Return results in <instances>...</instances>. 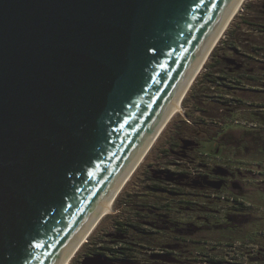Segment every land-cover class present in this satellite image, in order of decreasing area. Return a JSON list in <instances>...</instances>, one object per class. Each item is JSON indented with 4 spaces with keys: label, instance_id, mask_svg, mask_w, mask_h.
Returning <instances> with one entry per match:
<instances>
[{
    "label": "water",
    "instance_id": "95a60500",
    "mask_svg": "<svg viewBox=\"0 0 264 264\" xmlns=\"http://www.w3.org/2000/svg\"><path fill=\"white\" fill-rule=\"evenodd\" d=\"M239 1L0 0V264L86 241Z\"/></svg>",
    "mask_w": 264,
    "mask_h": 264
},
{
    "label": "rangeland",
    "instance_id": "374dc122",
    "mask_svg": "<svg viewBox=\"0 0 264 264\" xmlns=\"http://www.w3.org/2000/svg\"><path fill=\"white\" fill-rule=\"evenodd\" d=\"M254 1L255 0H244L239 9L236 10L233 18L221 33L220 39L210 51L209 55L204 61L205 63L198 70V73L194 77L192 84L181 100L180 106L183 110V114H175L172 119L163 127L156 140L145 153L143 159L140 161L134 172L130 175L121 191L115 197L111 206V212L98 221L91 233L87 236L86 241L75 251L72 257L68 260L67 264H76L78 258H81L83 254L100 253L103 257H105L107 254L112 255L113 253L111 249L115 247L116 243H114L115 241H111L110 234L117 231L116 226L122 229L121 224L138 223L139 225L143 226H140V228L150 231L146 225H143V221L145 219L142 218V216L139 215L137 217L132 212V209H129L130 211L128 212L122 210L124 207H121V204L124 201L135 204L134 206L139 209V212H142L140 214H143L146 209L153 210L154 207H160L164 208L165 211L177 221H192L199 224L202 222V217H207L211 213L209 214L207 212L204 214L205 212L201 213L195 210L194 212H189L187 209L183 211L180 210L178 206L184 201L183 198L186 199V195H183L184 193L187 194V199L194 198V201L197 203L198 201H203V196L212 195L216 197L220 192H225L226 194H228L227 192L233 193L228 189L224 191L195 190L190 188V186L184 187L176 184H173L174 187L172 186V188L169 190H178L182 193L184 192L180 196L166 193L148 194L145 192V188L148 190V187L154 184L153 182L147 180L149 173H151L152 170L156 169L157 171L160 169H166L167 167L170 171L176 172L179 170L185 174V176L190 175L192 180H194L196 177L199 178V176H204V174L208 172L207 170L210 168L214 169L216 167H228V170H231L233 173L241 174L244 178L248 179V183L246 184L249 185V191H246L245 193H237L236 195L250 203L253 209H255L253 213L260 212L255 214L256 217L259 215V218H256L255 221L253 220V222L250 223L239 224L240 226L234 228V231L232 228L224 227L220 230L221 235L223 237L232 235L241 237V235H247L249 232H255L261 235L264 234V108H260L263 107V105H260L259 103L254 105L255 102H253V100L255 101L256 98L258 99V94H255L253 90L248 87L249 89L247 90L250 92L245 94V98H248L247 100L250 103L249 105L245 104L244 106L242 105L239 107L237 105V101L235 100L233 103H231L232 105H225L226 107L235 108V110H233L234 115L230 117L229 120L217 116L213 109H211L210 105L206 103V100L210 103H213V105L215 102L212 99L208 100L205 97L201 98V103L199 104L204 113H199L197 111L195 112L193 103L196 101L191 97V93L195 90L197 92V90L200 88H207L206 95L209 96V92H211L210 88H212V86L206 80L211 79L213 75L206 77V74L208 72H216L220 68V65H217L218 67L216 66L213 68H210V65L216 64L215 58L217 55L220 56L223 53H227L228 55L233 56V54L228 50L232 49L235 46V43L236 45L240 46V44H237V42L233 40L234 37H236V34L241 32L240 30H246L245 33L250 34L247 32V29L251 27H245L242 22L251 20V17L247 15V11L253 12L254 7L252 6L250 10L245 8L248 3ZM222 43L224 44L223 46H221ZM261 46H264V43H262ZM236 77L238 76H227L228 79L226 78L225 80H232ZM201 80L205 81L202 82ZM252 81L249 83H243L251 86L253 84ZM263 81L264 80H257V84L262 86ZM238 84V82H232L231 86L237 88ZM218 104H220V102H218ZM186 113L194 118L203 116L205 117L204 119H206V123H208V119L211 118L212 121L210 122L215 123V126H217L220 130H228L229 126L230 131H224L222 135L224 136V139L222 142L209 140H198L197 142H192L196 140L190 138L193 134V131L189 126L190 122L188 120L189 118L186 116ZM231 119L244 121L247 124H254V127L246 128L232 125L230 122H228ZM178 137L185 138L188 142L191 141L192 149H195L196 153L200 152L202 155H205V165H198L188 159L185 162H181L179 166H171L175 158H173L171 154L168 153V150L170 148L177 149L174 147V144L178 143ZM197 158L201 159L199 157ZM182 179L183 178L181 176H176L175 178L173 177L171 181L173 180L180 182ZM155 185H158V183H155ZM159 186L164 187L165 185ZM230 193L228 194L229 197H233L234 195H231ZM166 205L167 207H165ZM221 205L224 207L223 210L225 209V214H233L237 212L235 209L231 208L232 206L234 207V204L232 206L224 204V206L223 203H221ZM125 228L127 229L126 234H129L130 228L128 225H126ZM206 235H210V233H207ZM160 236L161 235H158V237ZM203 241L204 245L206 246L205 251L214 246V242L210 241L208 238H206V241ZM217 246V252H219L222 257H226V259H234L236 262H240L241 264L245 263V252L247 250H254L255 248L253 245L249 244V239L247 237L236 240L232 246H227L224 243H221ZM148 252V248L137 247L132 252L130 260L132 262H136V264H157L153 263V261H148Z\"/></svg>",
    "mask_w": 264,
    "mask_h": 264
},
{
    "label": "trees",
    "instance_id": "16d2710c",
    "mask_svg": "<svg viewBox=\"0 0 264 264\" xmlns=\"http://www.w3.org/2000/svg\"><path fill=\"white\" fill-rule=\"evenodd\" d=\"M215 63V65L211 64L210 68L216 67L217 65H220V68L216 72H208L206 74V77H208L209 75H213L211 79L206 80L213 87V89L210 88L211 92H209V96L206 95L207 88H200L199 90H197V92L196 90L193 92L191 91L192 93L190 92L191 97L196 101L193 103L195 112L197 111L199 113H204L199 105L201 103V98H211L210 95L214 90L231 94L234 97V100L237 101V105L239 107H241L242 105L244 106V103L248 102V98H245V94L250 92L249 90L238 87L236 88L224 83H232L233 81L238 83H249L252 81L248 77V73L250 70L243 69L241 72L231 71L227 68V66H225V62L223 61V59L215 58ZM259 70L264 72V68L262 67L259 68ZM234 75L238 77L232 80H225L227 76L233 77ZM239 75L241 76V79L246 76L247 80H237L239 78ZM252 83L253 84L251 86L261 87L260 90H253L255 94H258V99L256 98L255 101L253 100V102H255L254 105L259 103L260 105H263V107L260 108H264V81L262 86L257 84V80L252 81ZM206 103L210 105L211 109H213L217 116L229 120L230 117L234 115L233 110H235V108L233 107H226L225 104H218L216 102L213 105V103H210L207 100ZM186 116L189 118V126L193 131V134L190 138L196 140L192 142H197L198 140H209L217 142L220 139V135H223L224 131H227L220 130L217 126H215V123L210 122L212 121L211 118L208 119L209 122L206 123V119H204L205 117L203 116L194 118L188 113H186ZM185 140V138L178 137V143L174 144V147L177 149L170 148L168 150V153H170V150H175L176 152V156L173 157L175 158V160L171 164V166H179L180 163H177V161L185 162L188 159L198 165H205V155H202L200 152L196 153L195 149H192V147H187L185 150H181L183 146L182 141ZM197 157L201 159H198ZM176 176H181L183 179L180 182H176L173 180L171 181V179H173V177L175 178ZM189 176L190 175L185 176V174H183L179 170L176 172L170 171L168 167L166 169H160L157 171L155 169L152 170L151 173H149L147 179L154 184L148 187V190L147 188H145L144 191L148 194L166 193L178 196L184 193L179 192L178 190H169L170 188H172V186L174 187L173 184L184 187L190 186V188L195 190H203L200 189L198 185H188L186 181ZM155 183H158V185H155ZM159 185H165L166 187H161ZM183 195H186V199L183 198L184 201L178 206L180 210L183 211L187 209L189 212H194L195 210L201 213L205 212L204 214H206L207 212L211 214L207 217H202V222H200L199 224L192 221L180 222L172 218L164 208L154 207L153 210L146 209L143 214H140L142 212H139V209L134 206L135 204L124 201L121 204V207H124L122 208V210L128 212L130 211L129 209H132V212L137 217L139 215L142 216V218L145 219L143 221V225H146V227L149 228L151 232L140 228V226L142 225H139L138 223V225L121 224L122 229L116 226L117 231L110 234L111 241H115L114 243H116L115 247L111 249L113 254L110 255L112 257L110 260L114 262L136 264V262H132L130 260L131 254L137 247H142L149 249L147 255L148 261H153V263L157 264H241L240 262H236L234 259H226V257H222V255L217 252V245L224 243L227 246H232L236 240L247 237L249 239V244L253 245V247L255 248L254 250H247L245 252L244 255H246V259L244 264H264V234L261 235L255 232H249L247 235H241V237H236L235 235L223 237L221 235L220 230L224 227L232 228L234 231V228L240 226L238 225V222H236L237 217L234 213H224L225 209L223 210L224 207L221 205V203H223V205L227 204L228 206H232L234 204V207L232 206L231 208L235 209V211H239L244 208L242 203L236 202V199L233 197L234 202L230 204L228 201L224 202L220 200L218 196L215 197L212 195L203 196V201H198L197 203L196 201H194V198L187 199V194L184 193ZM165 207H167V205ZM126 225H128V227L130 228L129 234H126ZM207 233H210V235H206ZM158 235L161 236L158 237ZM206 238L214 242V246L210 247L207 251H205L206 246L204 245L203 241H206Z\"/></svg>",
    "mask_w": 264,
    "mask_h": 264
},
{
    "label": "flooded vegetation",
    "instance_id": "af4514ba",
    "mask_svg": "<svg viewBox=\"0 0 264 264\" xmlns=\"http://www.w3.org/2000/svg\"><path fill=\"white\" fill-rule=\"evenodd\" d=\"M243 1L244 0L240 2V5ZM252 6L254 7L253 12L247 11V15L251 17V20L242 22L245 27H251L247 29V32L250 34L245 33L246 30H240L241 32H239V34H236V37H234L233 39L235 42H237V44H240V46L236 45V43L234 42L235 46L232 49L228 50L233 54V56L228 55L227 53H223L220 56L217 55L216 58L223 59V61L225 62V66H227V68L231 71L241 72L243 69H249L250 71L248 73V77L250 78V80H264V72L259 70V68L261 67L264 68V46H261V44L264 43V0H255L254 2H250L246 5L245 9L250 10ZM232 18L233 16L231 17V19ZM223 45L224 44L222 43L221 46ZM240 75L237 80H247L246 76L241 79ZM259 89L260 88L254 86V90ZM227 131H230L229 126ZM223 139L224 136L220 135V139L218 141L222 142ZM190 147L191 145L188 148ZM169 152L172 157L176 156L175 150H170ZM177 163L181 162L177 161ZM207 171L208 172L204 174V176H201L197 179L194 178V180H192V178L189 176L186 182L188 183V185H198L199 188L203 190H231L233 193H227H230L231 195L233 194V197L237 200L239 199L241 201L240 203H242L244 206L243 209L234 213L237 217L236 222H238V225L241 223H250L253 222V220L255 221L256 218H259V215L256 217L255 214H258L260 212L253 213L255 209H253L250 203L245 201V199L243 200L240 196L236 195L237 193L239 194L249 191V185L246 184L248 183V179L244 178L239 173H233L231 170H228V167H216L214 169L210 168ZM213 184L218 185V187H213ZM94 256H98L102 260L111 262L110 260L103 257L100 253L83 254L81 258L84 259ZM81 258H78L76 264H80L82 260ZM113 264L127 263L114 262Z\"/></svg>",
    "mask_w": 264,
    "mask_h": 264
},
{
    "label": "built area",
    "instance_id": "2783aa9c",
    "mask_svg": "<svg viewBox=\"0 0 264 264\" xmlns=\"http://www.w3.org/2000/svg\"><path fill=\"white\" fill-rule=\"evenodd\" d=\"M229 83V84H228ZM228 83H224V84H227V85H231V83L230 82H228ZM233 83H234V81H233ZM239 88H244V89H249L248 87H250V89H252V90H254V86H248V85H246V84H244V83H239L238 85H237ZM257 88H260L261 89V87H257ZM212 89H213V87H212ZM259 89V90H260ZM211 98H208V100H213L214 102H216V103H218V102H220V104H225V105H229V104H231V103H233L234 102V97L231 95V94H229V93H224V92H220V91H213V93H211ZM222 101V102H221ZM249 105L250 103L249 102H246V103H244V105ZM232 105V104H231ZM228 122H230L232 125H236V126H241V127H246V128H250V127H254V124H247L246 122H244V121H237V120H234V119H231L230 121H228ZM218 197L220 198V200H222V201H228L229 203H233L234 202V198L231 196V197H229V195L228 194H226L225 192H220L219 193V195H218ZM236 202H241L239 199L237 200H235ZM105 258L106 259H108V260H110L112 257L109 255V254H107L106 256H105ZM111 261V260H110ZM111 262H113L114 263V261H111Z\"/></svg>",
    "mask_w": 264,
    "mask_h": 264
},
{
    "label": "bare ground",
    "instance_id": "6f19581e",
    "mask_svg": "<svg viewBox=\"0 0 264 264\" xmlns=\"http://www.w3.org/2000/svg\"><path fill=\"white\" fill-rule=\"evenodd\" d=\"M242 0H240L239 2H238V4H237V6H236V8L234 9V11L232 12V14L229 16V18L226 20V22H225V24H224V26L226 27L227 26V24L230 22V18L234 15V13L236 12V10H238L239 9V7H240V2H241ZM223 26V28L218 32V34L216 35V37H215V39H214V41H213V43H212V45L210 46V48H209V50L213 47V46H215V44L218 42V40L220 39V35H221V33L223 32V30L225 29V27ZM205 58H206V55H205V57L203 58V61L199 64V66H198V68H197V71L201 68V66H202V64H203V62H204V60H205ZM195 75H196V73H195ZM191 83H192V80L190 81ZM180 99L179 100H177L176 101V104H175V107H174V109H173V111L170 113V115L167 117V121H166V124H167V122H169L171 119H172V117L175 115V114H183V110H182V108H181V106H180ZM165 124V125H166ZM144 157V156H143ZM143 157H142V159H143ZM134 172V171H133ZM112 203H113V201H109L108 203H107V205H106V207L104 208V210L102 211V217H104L105 215H107L108 213H110L111 212V206H112ZM85 240H83L82 242H84ZM71 256H72V254H71ZM70 256V257H71ZM69 257V258H70ZM69 258H67L65 261H64V263L63 264H67V262H68V260H69Z\"/></svg>",
    "mask_w": 264,
    "mask_h": 264
}]
</instances>
